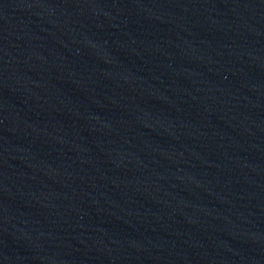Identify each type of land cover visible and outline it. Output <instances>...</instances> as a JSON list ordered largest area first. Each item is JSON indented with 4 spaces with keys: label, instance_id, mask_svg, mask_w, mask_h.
Instances as JSON below:
<instances>
[{
    "label": "water",
    "instance_id": "obj_1",
    "mask_svg": "<svg viewBox=\"0 0 264 264\" xmlns=\"http://www.w3.org/2000/svg\"><path fill=\"white\" fill-rule=\"evenodd\" d=\"M0 264H264V0H0Z\"/></svg>",
    "mask_w": 264,
    "mask_h": 264
}]
</instances>
